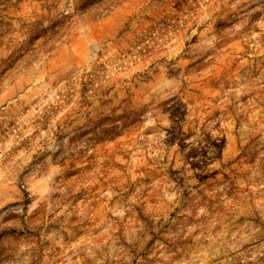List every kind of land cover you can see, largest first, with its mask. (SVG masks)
<instances>
[{"label": "rangeland", "instance_id": "rangeland-1", "mask_svg": "<svg viewBox=\"0 0 264 264\" xmlns=\"http://www.w3.org/2000/svg\"><path fill=\"white\" fill-rule=\"evenodd\" d=\"M0 264H264V0H0Z\"/></svg>", "mask_w": 264, "mask_h": 264}]
</instances>
